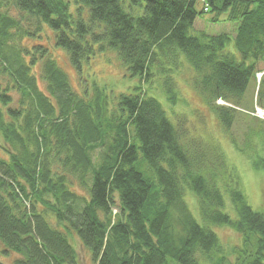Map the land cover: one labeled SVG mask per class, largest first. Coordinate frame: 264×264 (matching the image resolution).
<instances>
[{
  "label": "trees",
  "instance_id": "obj_1",
  "mask_svg": "<svg viewBox=\"0 0 264 264\" xmlns=\"http://www.w3.org/2000/svg\"><path fill=\"white\" fill-rule=\"evenodd\" d=\"M209 12L227 13L236 36L196 33L195 21ZM47 29L79 72L95 53L116 50L140 78L136 92L114 103L97 85L82 95L52 47L12 44L40 40ZM232 41L241 59L227 50ZM183 59L195 70L193 86L232 129L236 106L262 73L264 0H0L1 255L15 254L12 264H80L77 235L96 264H202L199 251L212 259L222 247L191 213L188 187L206 223L230 225L245 244L257 235V249L210 264H264V213L239 186L231 189L238 218L224 212L201 145H186L161 101L143 92L163 79L176 104L174 75ZM263 82L264 75L259 96Z\"/></svg>",
  "mask_w": 264,
  "mask_h": 264
},
{
  "label": "rangeland",
  "instance_id": "obj_2",
  "mask_svg": "<svg viewBox=\"0 0 264 264\" xmlns=\"http://www.w3.org/2000/svg\"><path fill=\"white\" fill-rule=\"evenodd\" d=\"M127 10L134 14H141L143 7L134 6L126 3ZM203 4H198V9H202ZM216 17L218 22H212L210 19ZM194 31H205L209 34H221L223 32L234 38L237 34V25L229 20L227 13L220 15L209 12L200 15L195 21ZM194 31H192L193 34ZM44 43L52 47L55 58L59 66L66 71L73 83V86L82 95H85L93 86L106 88L110 92V99L114 103L117 96L121 93H134L135 87L140 84V78L132 77L129 68H126L117 51L108 50L97 52L85 62L82 72H79L72 66L66 51L58 49L55 46L53 32L47 29L43 32L40 40L34 37H22L13 41V46L20 45L31 46L37 43ZM227 50L235 53L238 59H241L240 52L237 51L234 42L228 45ZM183 59L180 68L174 77L177 81L178 102L170 103L164 88H162L163 79H155L150 85H143V92L156 97L161 101L166 109L168 118L177 123L183 132L182 140L186 145L193 147L194 141L201 145V153L204 161L208 165V171L215 173V180L224 194V212L230 214L233 220L238 218V212L235 209L234 202L231 200V189L238 187L243 191L249 205L255 211L264 213V116L260 115L258 109L263 110L264 115V84L260 88V80L264 75V59L260 60L257 65L258 76L252 79L249 87L245 92V99L237 108V119L232 129L225 128L221 119L213 113L211 108L206 104L203 95L193 86L195 70L188 61ZM37 71H40L38 68ZM44 88V82L39 81ZM264 83V82H263ZM112 91V92H111ZM224 105V102L218 101ZM227 106H232L230 103ZM207 171V173H208ZM185 200L189 204L191 213L194 215L199 224L209 226L218 235V245L222 247L215 248L211 253L213 258L199 251L197 257L202 264H210L211 260H217L221 254L228 255L229 262H233L237 254L241 253L243 248L257 249V235L252 236L251 244H245L244 238L238 234L230 225H217L206 223L200 212L198 197L188 187L186 188ZM73 244L79 254L80 264H96L92 260V253L88 251L77 235L72 236ZM15 254L4 257L0 254V260L5 264H12ZM170 264H179L175 260Z\"/></svg>",
  "mask_w": 264,
  "mask_h": 264
},
{
  "label": "bare ground",
  "instance_id": "obj_3",
  "mask_svg": "<svg viewBox=\"0 0 264 264\" xmlns=\"http://www.w3.org/2000/svg\"><path fill=\"white\" fill-rule=\"evenodd\" d=\"M259 111H260V115H262L263 114V110L261 108H259Z\"/></svg>",
  "mask_w": 264,
  "mask_h": 264
}]
</instances>
